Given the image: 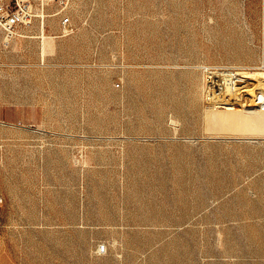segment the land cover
I'll return each instance as SVG.
<instances>
[{"label": "rangeland", "instance_id": "rangeland-1", "mask_svg": "<svg viewBox=\"0 0 264 264\" xmlns=\"http://www.w3.org/2000/svg\"><path fill=\"white\" fill-rule=\"evenodd\" d=\"M18 1L0 264H264V93L207 96L213 73H264V0Z\"/></svg>", "mask_w": 264, "mask_h": 264}, {"label": "bare ground", "instance_id": "bare-ground-1", "mask_svg": "<svg viewBox=\"0 0 264 264\" xmlns=\"http://www.w3.org/2000/svg\"><path fill=\"white\" fill-rule=\"evenodd\" d=\"M44 56L45 55L41 57V64H45ZM248 72L213 73L210 79V89L207 95L212 98L208 99V104L219 105L222 107L233 106L236 104H240L242 106L251 105L255 97H257L258 92L264 93V73H257V75L254 76V72L252 73L254 75L251 76ZM153 182L154 181L152 180L149 183ZM157 182L159 184L164 183L162 179H158ZM178 183L179 182H177V184Z\"/></svg>", "mask_w": 264, "mask_h": 264}, {"label": "built area", "instance_id": "built-area-1", "mask_svg": "<svg viewBox=\"0 0 264 264\" xmlns=\"http://www.w3.org/2000/svg\"><path fill=\"white\" fill-rule=\"evenodd\" d=\"M34 18L35 14L30 4L18 0L6 4L0 0V32L7 42L17 36Z\"/></svg>", "mask_w": 264, "mask_h": 264}]
</instances>
